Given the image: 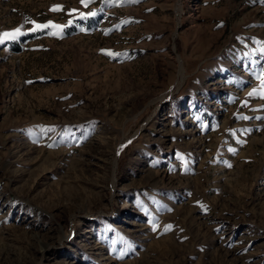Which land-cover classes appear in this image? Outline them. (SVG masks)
Returning <instances> with one entry per match:
<instances>
[{"label":"rangeland","instance_id":"rangeland-1","mask_svg":"<svg viewBox=\"0 0 264 264\" xmlns=\"http://www.w3.org/2000/svg\"><path fill=\"white\" fill-rule=\"evenodd\" d=\"M0 264H264V0H0Z\"/></svg>","mask_w":264,"mask_h":264},{"label":"bare ground","instance_id":"bare-ground-1","mask_svg":"<svg viewBox=\"0 0 264 264\" xmlns=\"http://www.w3.org/2000/svg\"><path fill=\"white\" fill-rule=\"evenodd\" d=\"M180 74H181V69H180ZM181 76H182V74H181ZM183 78V77H182ZM121 147V146H120Z\"/></svg>","mask_w":264,"mask_h":264},{"label":"snow or ice","instance_id":"snow-or-ice-1","mask_svg":"<svg viewBox=\"0 0 264 264\" xmlns=\"http://www.w3.org/2000/svg\"><path fill=\"white\" fill-rule=\"evenodd\" d=\"M9 35L8 33H5V36Z\"/></svg>","mask_w":264,"mask_h":264}]
</instances>
